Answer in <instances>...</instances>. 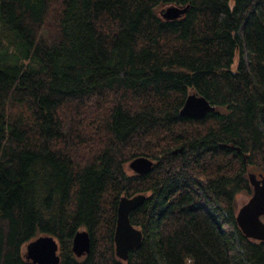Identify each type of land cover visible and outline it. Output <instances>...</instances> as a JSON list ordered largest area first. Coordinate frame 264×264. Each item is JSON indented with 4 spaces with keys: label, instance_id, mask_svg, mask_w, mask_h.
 Listing matches in <instances>:
<instances>
[{
    "label": "trees",
    "instance_id": "16d2710c",
    "mask_svg": "<svg viewBox=\"0 0 264 264\" xmlns=\"http://www.w3.org/2000/svg\"><path fill=\"white\" fill-rule=\"evenodd\" d=\"M169 4L189 8L166 19ZM192 91L215 109L182 115ZM139 155L147 173L129 165ZM255 169L264 0H0V264H34L40 234L58 264H264V240L236 218ZM139 192L144 238L123 260L117 208ZM82 228L91 248L77 256Z\"/></svg>",
    "mask_w": 264,
    "mask_h": 264
},
{
    "label": "water",
    "instance_id": "95a60500",
    "mask_svg": "<svg viewBox=\"0 0 264 264\" xmlns=\"http://www.w3.org/2000/svg\"><path fill=\"white\" fill-rule=\"evenodd\" d=\"M189 8V4H169L161 11L166 19L181 17ZM215 105L204 95L196 91L190 92L180 109L182 115L195 117L204 116ZM183 150V146L174 148V153ZM154 160L146 155L133 158L129 165L137 173H147L153 167ZM249 181L253 187L251 196L237 210V222L245 235L258 240H264V172L249 171ZM146 193L139 192L133 195L123 194L117 208V223L114 234L116 255L125 260L129 250L142 244L143 230L134 225L130 219V212L141 205ZM73 251L77 256H83L91 248V236L87 229L76 231L73 237ZM59 244L51 234H40L30 240L25 246V256L34 264H58L60 255Z\"/></svg>",
    "mask_w": 264,
    "mask_h": 264
},
{
    "label": "rangeland",
    "instance_id": "374dc122",
    "mask_svg": "<svg viewBox=\"0 0 264 264\" xmlns=\"http://www.w3.org/2000/svg\"><path fill=\"white\" fill-rule=\"evenodd\" d=\"M164 7H166V5L161 6L158 10L160 11L161 9H163ZM236 63H237V59H236ZM235 63V64H236ZM256 170V169H255ZM256 172H260L257 171ZM251 196V194H248L246 191L244 190H239L236 192V204H237V210L239 209V207L249 199V197ZM264 218V217H263Z\"/></svg>",
    "mask_w": 264,
    "mask_h": 264
}]
</instances>
